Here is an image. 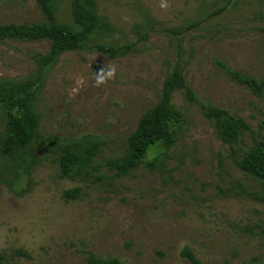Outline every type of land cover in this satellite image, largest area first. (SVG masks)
<instances>
[{"label":"rangeland","instance_id":"1","mask_svg":"<svg viewBox=\"0 0 264 264\" xmlns=\"http://www.w3.org/2000/svg\"><path fill=\"white\" fill-rule=\"evenodd\" d=\"M71 2L57 1L58 19L77 28ZM96 2L111 30L93 34L92 43L137 47L122 56L95 49L60 56L37 103L38 137L26 149L38 163L19 181L15 161L1 153L9 119L0 109V255L20 264H89L91 254L192 264L182 256L188 246L203 264H264V200L255 198L264 183L240 165L264 134V99L222 66L264 76V0ZM42 19L36 0H0V25ZM50 48L49 40H0V81L35 79L36 56ZM175 67L197 96L191 103L183 90L173 94L188 115L182 138L161 165L149 166L148 156L118 174L113 163L130 158L129 138ZM205 105L227 109L249 129L235 144L224 142ZM92 144L87 171L60 176V157ZM75 188L79 198L64 197ZM19 248L31 257L15 255Z\"/></svg>","mask_w":264,"mask_h":264},{"label":"trees","instance_id":"2","mask_svg":"<svg viewBox=\"0 0 264 264\" xmlns=\"http://www.w3.org/2000/svg\"><path fill=\"white\" fill-rule=\"evenodd\" d=\"M43 14V19L33 23H11L0 25V40L18 39L27 41H51L47 54H38V74L35 79L25 81H0V109L9 119V133L1 146L4 157L15 161L14 180L19 181L21 175L31 174L38 160L28 149L37 139L40 127V114L37 103L45 86L46 78L51 69L66 52L95 49L111 56H122L136 49V44L122 45L92 43V35L98 32L108 33L111 28L104 17L96 12V0H72V15L77 28L71 27L58 19V0H36ZM147 38V34L142 36ZM142 41V40H140ZM229 75L237 82L246 84L257 95L264 99V76L260 79L246 76L233 70L227 64H222ZM183 90L186 99L194 103L197 96L189 86L179 67H175L168 75L163 86L161 101L149 109L140 119L137 129L131 134L129 142L133 148L130 158L121 163H113L112 167L118 174L124 175L138 168L150 156L149 166L161 165L169 151L182 138L184 128L188 123V115L172 103L175 91ZM205 116L212 120L221 139L235 144L240 135L249 129L246 121L236 118L227 109L204 106ZM97 153L95 145L64 153L59 159L60 176L74 179L82 176ZM241 169L255 179L264 183V134L248 151L240 162ZM12 180H6L10 182ZM11 182L10 184H12ZM82 190L75 188L64 192L65 198L76 199ZM264 200V196H255ZM264 233V231H263ZM14 254L30 258L24 249H15ZM182 256L192 264H203L193 250L186 246ZM89 264H125L117 257H88ZM0 264H20L7 254L0 255Z\"/></svg>","mask_w":264,"mask_h":264},{"label":"clouds","instance_id":"3","mask_svg":"<svg viewBox=\"0 0 264 264\" xmlns=\"http://www.w3.org/2000/svg\"><path fill=\"white\" fill-rule=\"evenodd\" d=\"M162 7H164L165 5H161ZM112 73H109V75H111Z\"/></svg>","mask_w":264,"mask_h":264}]
</instances>
